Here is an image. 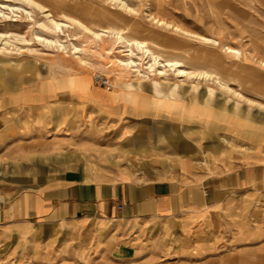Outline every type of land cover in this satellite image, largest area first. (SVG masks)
Here are the masks:
<instances>
[{
	"label": "crops",
	"instance_id": "0c3cea01",
	"mask_svg": "<svg viewBox=\"0 0 264 264\" xmlns=\"http://www.w3.org/2000/svg\"><path fill=\"white\" fill-rule=\"evenodd\" d=\"M224 3L264 57V0ZM58 71L0 88V264H264V112L166 109ZM106 152L119 165L82 177L63 162Z\"/></svg>",
	"mask_w": 264,
	"mask_h": 264
},
{
	"label": "rangeland",
	"instance_id": "374dc122",
	"mask_svg": "<svg viewBox=\"0 0 264 264\" xmlns=\"http://www.w3.org/2000/svg\"><path fill=\"white\" fill-rule=\"evenodd\" d=\"M3 1L16 5H22L24 3L23 5L32 11L34 17L28 18L31 16L27 14L26 11H17L18 9L14 11L8 7L4 8L6 11L5 15L0 13V31L20 33L30 38L29 40H16L17 45L4 43L0 40V52L6 54L0 53V88L34 84L40 79L47 77L49 71L56 68L59 70L57 73L59 75L65 71H70L79 75L86 74L84 75L85 77H90V79L88 78L89 82L97 86L116 90L125 89L126 82L132 79L135 80L138 74L134 75V72L125 67L110 64L111 54L107 52V48H113L112 57H114L116 54L123 55V52H126V46L124 47L122 42H115V39L110 37H105L104 40L100 41L99 45V40L96 39L91 31L78 27V25L72 21V17H80L92 29L98 30H101L110 23L124 26L127 24L141 23L147 31L155 30L164 37L171 38L176 42V44L174 43L175 45H165V48L169 52H187L189 54L188 60L195 63H213L219 69H222L223 73L226 75L230 76L231 74V86L241 91L244 95L240 97L233 91L220 87L219 84L214 81L203 80L201 86H204V88L205 84H211L218 89L215 98L211 101H207L201 94L198 96L199 99H195V97L190 94H184L183 99H181V104L177 106L183 107L185 100H190L192 114H197L198 104H201V106L209 105L214 109L223 108L227 112L234 111V113L238 115L245 114L251 117L254 115L255 120L264 112V78H262L264 70V63L262 62H264V57L258 56L254 54V52H251L252 56L245 46L236 45L243 42L242 37L237 36L236 33L234 34L231 31V17L232 15L236 17L237 12L233 10V6L224 3V0H167L164 5V10L161 12L151 3L152 0H66V3L75 4L73 9H65L61 7V4L55 3L53 0H35L37 2H28V0H24V2L22 0ZM124 3L126 5H123ZM128 5H130L132 9L128 8L130 7ZM150 9L152 11H150ZM150 12L160 13V15L166 18L168 17L167 19L172 20V22H178L179 25L180 22L181 25L185 23L186 26L183 25V27L186 29L189 28L188 30H193L194 32L198 31V33H204L208 36L218 38L221 41V45L230 44L239 47L243 49V54H241V56L227 55L224 49L219 47L221 45H213L196 37L194 39L193 37L185 36V34L178 33L168 28L167 30L163 27L154 26L149 19ZM50 14L51 16L56 15L54 17L55 19L64 20L73 24L72 27H65V33L63 32L61 35L63 38L70 41V39L74 37V33L75 35L77 34L78 38L75 39V41L79 46L83 47L81 50L82 52H76L72 45L67 49H62L48 45L43 39L37 38V34L41 37L50 35L47 30L39 24V22L43 21L49 22V18L51 17ZM32 33L36 35L35 38H33ZM80 56H82L85 61H82ZM139 59L145 65L148 57L143 56ZM186 67L191 68L192 65L188 64ZM150 76L157 78L159 74L155 71H150ZM168 76L167 81L169 83L173 81L182 82L183 89L189 88L194 82H197L195 78L177 76L172 70H169ZM141 77L146 79L143 83L146 87L143 93L150 92V96H152V100L157 107L170 109L172 106L168 107L165 106V104H160L153 96L150 90L149 76L145 74ZM89 82L84 83L83 86H87ZM201 93L203 94V91H201ZM138 94L136 96H138ZM227 96H231L232 99L229 98L228 103L225 104V102H227ZM63 97H67L66 92H64ZM238 98L241 99L242 105L239 107V110H235L233 107V105H235L233 99ZM67 130H69V128ZM97 146L102 147V144H97ZM113 146L116 145L111 143L108 146L110 147L109 150H111V153H113V150L117 151L118 149ZM103 154L106 156L105 158H64L63 162L65 164V162L72 161L78 164L80 177L95 171V169L91 168L93 165L98 168L102 166L110 167L119 165L120 158H117L115 153L113 157L109 156V152ZM46 161L49 162L50 160L47 159Z\"/></svg>",
	"mask_w": 264,
	"mask_h": 264
},
{
	"label": "bare ground",
	"instance_id": "6f19581e",
	"mask_svg": "<svg viewBox=\"0 0 264 264\" xmlns=\"http://www.w3.org/2000/svg\"><path fill=\"white\" fill-rule=\"evenodd\" d=\"M22 1L24 2V0ZM29 1L33 2L35 0H28V2ZM53 1H55V3L61 4V7L65 9L66 8L73 9L75 6V4L66 3V0H53ZM0 2H1L0 13H3V15H5L6 13L4 8L8 7L14 11L17 9H18L17 11L19 10L26 11L27 14L31 16L28 18L34 17L32 11L23 5L24 3L22 5L20 4L16 5V4L5 2L3 0ZM166 2L167 0H152L151 1V3L155 5L160 12L164 10V5ZM123 5H126V4L124 3ZM128 8L132 9L131 6ZM150 11L152 10L150 9ZM55 16H51L49 18V22H46V21L39 22V24L42 27H44L50 35L45 36V37L42 36L43 37L42 38L39 34H37V38L43 39V41H45L48 45H52L57 48L67 49L68 47H70V45H72V47L76 50V52H82L81 50L83 49V47L79 46L75 41V39L78 38L77 34L75 35L74 33V37L71 38L70 41H68V39L66 38H63V36L61 35V33L63 32L65 33V27L66 28L72 27L73 24L67 21H64V20L55 19L54 18ZM149 16H150L149 19L152 25L154 26L161 27V28L163 27L166 29L168 28L178 33L185 34V36L187 35L189 37H193L194 39L196 37L204 42L211 43L213 45H221V41L218 38L208 36L204 33L203 34L198 33V31L194 32L193 30L192 31L188 30L189 28L186 29L185 27H183V25L186 26L185 23L181 25V22H180V25H179L178 22L177 23L175 21L172 22V20L167 19L168 17L166 18L163 15H160V13L150 12ZM72 21L75 24H77L78 27L91 31V33H93L96 39L99 40L98 42L99 45H100V41L104 40L105 37H110V38H114L115 42L116 41L122 42V44H124V47L126 46L125 48L126 52L125 53L123 52V55L125 56L121 54H116L114 57H112V53H113L112 47L111 49L107 48V52L111 54L110 64L125 67L128 70L134 72L135 73L134 75L138 74V77H136L135 80L132 79L126 82L125 89H123V91L129 90L133 94V98H135V96L138 93L143 92L145 90L146 87L144 86L143 83L146 79L141 77L142 75L144 76L145 74L149 76L150 90L152 91L153 96L157 99V101L160 104H165V106H168V107L177 106L181 104V99H183L184 94H190L191 96L195 97V99L198 98L199 94L203 95V98L205 97L207 101H211L212 99H214L218 88L211 84H205V88H204V86H201L203 80L214 81L217 84H219L220 87L227 89V90H231L240 97L244 95L241 91L236 90L231 86L230 84V79L232 78L231 74L230 76L226 75L225 73H223L222 69H219L213 63L205 64V63H200V62L199 63L192 62L188 60L189 54L187 52L185 53L169 52L165 48V45L167 44L175 45L176 42L172 40L171 38L164 37L161 33L155 30L147 31L146 28L141 23L127 24L125 26L118 25L116 23H110L106 27H103L101 30H98V29H92L80 17H72ZM34 33H32L33 38H35L36 36ZM29 39L30 38L25 37L21 35L20 33L0 31V40H2L4 43L17 45L16 40H29ZM219 47H222L227 55H235V56L240 55L241 56V54H243V49L239 47H235L230 44H222ZM143 56L148 57V60L146 61L145 65L139 59L140 57H143ZM80 57L82 61H85L83 60L82 56ZM188 64H191L192 67L191 68L186 67ZM169 70L170 71L172 70L173 73H175L177 76H184L185 78H193V79L195 78L197 79V82H194L189 88L183 89L182 82L173 81L172 83H169L167 81V78L169 77L168 76ZM150 71H155L156 73L159 74V76L157 78L151 77ZM184 79H181V80H184ZM78 82L80 83V85L83 86L84 83L89 82V80L84 75H79ZM201 91H203V94L201 93ZM229 98L230 97L227 96V102H225V104L228 103ZM240 105H241V102L239 100H236V103L233 107L235 108V110H239Z\"/></svg>",
	"mask_w": 264,
	"mask_h": 264
}]
</instances>
